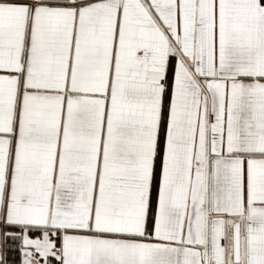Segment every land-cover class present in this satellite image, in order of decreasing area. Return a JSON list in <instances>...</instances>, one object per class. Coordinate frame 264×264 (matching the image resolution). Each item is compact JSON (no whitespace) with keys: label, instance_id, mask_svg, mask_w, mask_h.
<instances>
[{"label":"snow or ice","instance_id":"1","mask_svg":"<svg viewBox=\"0 0 264 264\" xmlns=\"http://www.w3.org/2000/svg\"><path fill=\"white\" fill-rule=\"evenodd\" d=\"M0 264H264V0H0Z\"/></svg>","mask_w":264,"mask_h":264}]
</instances>
